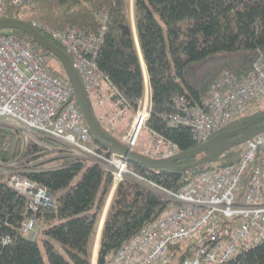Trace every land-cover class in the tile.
I'll return each instance as SVG.
<instances>
[{
	"label": "trees",
	"instance_id": "1",
	"mask_svg": "<svg viewBox=\"0 0 264 264\" xmlns=\"http://www.w3.org/2000/svg\"><path fill=\"white\" fill-rule=\"evenodd\" d=\"M28 4L34 5L35 14L17 18L19 10L8 6L5 19L30 26L35 21L53 30L75 26L97 31V14H105V30L95 58L99 71L135 112L144 96L143 61L151 106L146 126L176 145L177 154L196 151L203 143L194 141L190 129L170 127L163 121L162 115L174 112V100L184 97L192 105H202L221 74L243 77L264 53V0H134V27L130 0H30ZM0 35L13 36L43 59L50 74L67 82L60 63L28 35L17 30ZM71 99L81 113L74 94ZM84 124L87 127L85 121ZM263 124L264 106L258 103L217 135L236 130L250 132ZM126 132L122 129L109 135L121 143ZM89 136V145L98 153L111 154L90 133ZM37 140L40 145L24 146L19 132L0 123V264H91L112 176L96 162L65 155L63 145L54 140ZM242 150L243 146L228 149L216 164L187 172L130 163L128 167L138 177L176 193L203 173L235 165ZM208 156L206 152L175 166L191 165ZM14 176L46 190L55 208L41 207L32 212L28 199L11 187ZM247 178L248 174L244 184ZM169 205L136 181L120 182L102 225L95 264H106L107 255L117 253ZM29 219L35 220L38 231L32 238L22 232ZM190 250L177 248L172 264L189 259ZM224 264H264V243L240 252Z\"/></svg>",
	"mask_w": 264,
	"mask_h": 264
},
{
	"label": "built area",
	"instance_id": "2",
	"mask_svg": "<svg viewBox=\"0 0 264 264\" xmlns=\"http://www.w3.org/2000/svg\"><path fill=\"white\" fill-rule=\"evenodd\" d=\"M30 0H0V20L7 7L33 12ZM97 31L75 26L53 30L32 22L31 27L60 45L89 96L101 129L114 134L130 106L99 71L95 58L104 34L105 14H97ZM68 82L48 72L43 59L13 36L0 35V123L18 131L25 145L39 144L38 138L63 145L65 155L100 164L112 176L109 197L125 179L138 182L170 205L151 224L130 239L106 264H172L176 249H191L182 264H224L237 254L264 243V132L244 144L239 161L195 177L174 193L138 177L128 161L117 154L98 153L90 143L89 130L72 101ZM264 99V53L252 70L236 78L224 72L215 81L202 105L176 102V112L164 115L170 127L190 129L194 141L206 143L239 115ZM122 141L133 151L143 129L149 134L145 156L163 160L177 154V147L147 129L150 101L148 91ZM248 174L246 184L245 175ZM11 187L29 200V209L55 208L46 190L14 176ZM22 232L32 235L35 220L29 219Z\"/></svg>",
	"mask_w": 264,
	"mask_h": 264
},
{
	"label": "water",
	"instance_id": "3",
	"mask_svg": "<svg viewBox=\"0 0 264 264\" xmlns=\"http://www.w3.org/2000/svg\"><path fill=\"white\" fill-rule=\"evenodd\" d=\"M9 30H17L25 33L40 47L50 53L60 63L66 75V79L73 89L74 96L77 99L82 116L91 136L101 145H103L109 152L124 157L130 164L141 165L155 170L187 172L194 170L202 165L216 163L228 149L242 146L251 139H253L255 136L264 132V124L250 132H246L243 130L225 132L213 137L211 140L203 144L196 151L188 152L186 154H176L171 158L163 160L150 159L136 152L129 151L119 141L107 135L99 128L94 113L92 111L88 95L86 94L82 82L77 72L73 68V65L68 56L60 48L49 43L46 38L37 30H35L29 24L23 21H13L7 19L0 20V32ZM136 44L140 53L137 40ZM228 137L231 138L229 139ZM206 152L209 153L208 157L200 158L198 161L191 165L180 167L175 166V164L179 161L192 160L202 156Z\"/></svg>",
	"mask_w": 264,
	"mask_h": 264
},
{
	"label": "rangeland",
	"instance_id": "4",
	"mask_svg": "<svg viewBox=\"0 0 264 264\" xmlns=\"http://www.w3.org/2000/svg\"><path fill=\"white\" fill-rule=\"evenodd\" d=\"M48 2V1H47ZM133 2H134V0H130V6H129V12H130V18H131V23H132V25H133ZM31 7H32V9H33V12L32 13H30V15H33V14H35V12H36V9H35V7H34V5L33 4H31ZM23 15H26L25 13H22V12H20L19 11V14L17 15V18H20L21 16H23ZM35 22V21H34ZM37 23V22H36ZM1 32H7V31H1ZM143 69V68H142ZM144 71V70H143ZM260 105L261 106H264V99L263 100H261V102H260ZM137 111L138 110H136L135 112H132V110H129V112L125 115V116H123L122 118H121V120H120V123H119V125H117V127H116V131H115V133H118V131H122V129H126L127 130V132L129 131V129L131 128V126H132V124H133V120H134V118H135V116H136V113H137ZM121 128V129H120ZM18 132V131H17ZM126 132V133H127ZM20 134V133H19ZM120 134V133H119ZM123 137V136H122ZM22 141H23V138H22ZM138 144H137V146H136V150H137V152L138 153H140V154H144L145 153V148H146V146H147V144H148V141H149V134H148V132L146 131V130H142L141 131V133H140V135H139V139H138ZM23 144H24V146H26L25 145V143H24V141H23ZM216 164V163H215ZM4 167H8L7 165H5ZM38 234V231H35L34 233H33V235H28V237L29 238H32V237H34V236H36ZM100 234H101V229H99V231H98V234H97V237H96V244H95V246H94V250H93V258H96V255H97V251H98V241H99V238H100ZM38 244H39V246H40V248H41V250H42V244H41V242L40 241H38ZM93 263H94V261H93Z\"/></svg>",
	"mask_w": 264,
	"mask_h": 264
},
{
	"label": "crops",
	"instance_id": "5",
	"mask_svg": "<svg viewBox=\"0 0 264 264\" xmlns=\"http://www.w3.org/2000/svg\"><path fill=\"white\" fill-rule=\"evenodd\" d=\"M143 66H144V65H142V67H143ZM143 70H144V67H143ZM144 72H145V70H144ZM146 80H147V79L145 78L144 90H145V92H146V91H149V92H150V89H149V83H146ZM108 208H109V206H107V208H105V209L103 210L102 214H101V218H100L99 226H98V229H97V232H96V235H95V240H94L93 250H94V246H95V244H96V237H97L98 231H99V229H102V225H103V222H104V220H105V217H106V214H107ZM100 236H101V234H100ZM99 242H100V238H99V241H98V246H99ZM93 250H92V259H93V261H94L93 264H95L96 258H93ZM97 254H98V251H97Z\"/></svg>",
	"mask_w": 264,
	"mask_h": 264
},
{
	"label": "bare ground",
	"instance_id": "6",
	"mask_svg": "<svg viewBox=\"0 0 264 264\" xmlns=\"http://www.w3.org/2000/svg\"><path fill=\"white\" fill-rule=\"evenodd\" d=\"M142 62V61H141ZM144 83H145V79H144ZM146 83H147V81H146ZM180 99H184L185 101H187L190 105H191V103L186 99V98H184V97H178V98H176L175 100H174V102H173V105H174V112H176V102L178 101V100H180ZM241 115H243V114H241ZM163 116L164 115H162L161 117L163 118ZM240 116V115H239ZM163 121H164V119H163ZM165 122V121H164ZM166 123V122H165ZM167 124V123H166ZM120 142V141H119ZM35 144V143H34ZM204 144V143H203ZM63 147V146H62ZM27 180V179H26ZM41 188V187H40ZM20 194V193H19ZM29 201V200H28Z\"/></svg>",
	"mask_w": 264,
	"mask_h": 264
}]
</instances>
